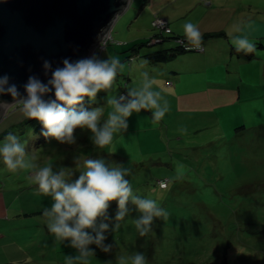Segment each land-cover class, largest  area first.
I'll return each instance as SVG.
<instances>
[{
	"label": "rangeland",
	"instance_id": "374dc122",
	"mask_svg": "<svg viewBox=\"0 0 264 264\" xmlns=\"http://www.w3.org/2000/svg\"><path fill=\"white\" fill-rule=\"evenodd\" d=\"M140 1L130 0L111 28L112 40L103 50L95 51L101 58H119L124 71L108 93L100 91L94 102L86 97L84 106L89 110L101 107L103 122L113 111L107 96L140 87L142 72L147 71L156 81L153 89L161 91L169 103L165 117L154 121L150 110L134 112L128 118V129L115 133L112 144L99 148L87 129H75L74 144L45 138L42 124L36 119L24 122L28 117L22 104L16 103L0 120V145L11 132L26 144V159L39 167H64L73 173V180L88 158H102L113 166L122 164L131 169L126 178L134 193L156 199L169 213L167 220L156 219L153 230L142 237L134 223L140 213L131 212L118 221L117 230L106 233L105 243L112 244L111 252L89 246L95 250L89 264H121V257L124 264H131L137 252L144 253L148 264H264V49L257 46L249 60L208 57L194 66L195 72L185 62L170 64L181 66L187 86L196 80L204 84L216 81L240 92L234 105L178 111L168 95L165 64L145 55L157 44H140L138 52L129 50L138 29L151 32L136 43L158 32L151 26L154 14L149 18L145 11L136 16ZM229 3L241 9L237 14L245 11L252 16L262 0ZM198 8L183 24L196 23ZM157 15L168 20L161 12ZM194 53L197 51L184 52ZM18 105L21 107L15 110ZM160 180L167 181L165 187L158 185ZM52 203V198L32 183L29 170L10 172L0 157V264H65L66 255H78L67 241L61 244L49 232L43 210ZM116 211L117 204L112 202L110 216L114 218Z\"/></svg>",
	"mask_w": 264,
	"mask_h": 264
},
{
	"label": "clouds",
	"instance_id": "9594fccd",
	"mask_svg": "<svg viewBox=\"0 0 264 264\" xmlns=\"http://www.w3.org/2000/svg\"><path fill=\"white\" fill-rule=\"evenodd\" d=\"M183 32L188 44L200 49L203 34L198 25L186 22ZM231 39L237 53L249 55L256 50V44L247 37L234 36ZM61 64L53 67L51 61L44 59L42 66L46 81L35 74L29 75L23 84L24 93L9 75H0V96L10 95L22 104L24 114L42 124L41 135L45 138L74 144L75 129H87L92 134V143L104 148L113 143L115 133L128 129V118L134 112L150 110L151 118L160 121L170 110L161 91L153 89L156 81L144 71L140 87L130 88L126 94L107 96V104L113 106V111L101 122L103 109L95 107L89 110L84 106L85 98L94 102L100 91L108 93L125 65L115 56L101 58L96 52L75 60L62 58ZM26 155V144L15 134L8 133L0 145V157L10 172L29 170L32 183L38 186L39 192L52 198L51 207L43 210L47 228L57 242L63 244L67 241L78 252L75 256L66 255L65 264H89V258L95 256L90 245L105 253L111 252L112 244L105 243L106 233L117 230L118 221L133 211L140 213L134 223L142 237L153 230L156 219L167 220L169 217L156 199L134 193L126 178L131 169L122 164L113 166L102 158H88L83 161V170L78 178L73 180V173L66 172L64 167L59 170H54L51 164L39 167L26 159ZM112 202L117 204L114 218L109 214ZM129 205L135 206L134 209ZM120 261L124 264L123 257ZM131 264L148 262L144 253L137 252L131 257Z\"/></svg>",
	"mask_w": 264,
	"mask_h": 264
},
{
	"label": "water",
	"instance_id": "95a60500",
	"mask_svg": "<svg viewBox=\"0 0 264 264\" xmlns=\"http://www.w3.org/2000/svg\"><path fill=\"white\" fill-rule=\"evenodd\" d=\"M129 2L0 0V75H9L21 93L29 75L46 81L44 59L56 67L65 57L90 56ZM16 103L10 95L0 96V120Z\"/></svg>",
	"mask_w": 264,
	"mask_h": 264
},
{
	"label": "crops",
	"instance_id": "0c3cea01",
	"mask_svg": "<svg viewBox=\"0 0 264 264\" xmlns=\"http://www.w3.org/2000/svg\"><path fill=\"white\" fill-rule=\"evenodd\" d=\"M172 1L174 0H141L136 16L141 12L147 11L149 18H151L153 14L161 12L168 17L172 33L184 35L183 21L188 19L195 8L199 7L198 9H200L196 16L195 24L198 25L204 37L202 42L203 50L194 54L181 52L162 61H156L165 64L166 82L170 83L167 84L169 85L168 95L173 99L175 109L178 111H208L236 104L240 95L238 88L224 86L216 81L204 84L205 81L200 83V80H196L190 86H187L181 75L184 74V71L181 72V66L173 67L169 65L176 64L175 61L185 62L191 64L192 72H195L194 66L207 60L208 57L215 56L217 60L226 56L238 58L232 51L234 47L231 37L234 36L247 37L255 44L260 42L264 45V0H262L261 5H258L260 8L254 9L255 15L252 16L245 11L237 14L241 9L230 5L229 0H207V3L204 4L200 0L195 2L191 0H175L174 6L171 8L170 3ZM134 5H136V2ZM252 9L250 6L248 11L251 12ZM137 32L139 34L138 37H133L131 40L133 42L130 43L134 44L138 42L137 40L147 38L151 31L143 33L142 30L138 29ZM117 34L119 33L117 32ZM116 38L124 40V37ZM174 47L175 43L173 41L164 40L157 44L156 48L151 52L163 51ZM238 59L245 60L241 57Z\"/></svg>",
	"mask_w": 264,
	"mask_h": 264
},
{
	"label": "trees",
	"instance_id": "16d2710c",
	"mask_svg": "<svg viewBox=\"0 0 264 264\" xmlns=\"http://www.w3.org/2000/svg\"><path fill=\"white\" fill-rule=\"evenodd\" d=\"M155 15H157V14H154V16ZM153 16V17H154ZM158 16V15H157ZM166 19V18H165ZM153 20V19H152ZM167 20V19H166ZM152 22V21H151ZM167 22H168V25H169V21L167 20ZM153 28V27H152ZM169 28H170V26H169ZM154 29V28H153ZM159 33H161V35H162V41L161 42H163L164 40H169V41H173V43H175V47L174 48H171V49H166V50H163V51H155V52H151V53H147V54H145L146 56H148L149 57V59H151L153 62H156V61H162V60H164V59H166V58H169V57H171V56H173V55H175V54H177V53H181V52H187V50H185L182 46H180L177 42H176V39L177 38H183V39H185V41H187L186 40V37L184 36V35H177V34H173L172 33V30H171V28H170V33H165V32H160L159 30H158V32L157 33H155L153 36H155V35H158ZM152 36V37H153ZM151 37V38H152ZM151 38L150 39H147V40H145V41H142V42H140V43H134V44H131L130 45V48H129V50L131 51V52H137V49H138V47H139V45L140 44H147V43H149L150 42V45H153V44H158V43H161V42H158V43H151ZM203 40H204V37H203ZM108 45V44H107ZM106 45V46H107ZM105 46V47H106ZM261 47V48H264V45L263 44H261L260 42H256V47ZM103 50V49H102ZM203 50V49H202ZM201 50V51H202ZM234 53H235V55L238 57V58H243V59H245V60H249V59H251V58H253L254 57V52L252 53V54H249V55H245L244 53H242V52H240V53H237L236 51H235V49L233 48V50H232ZM164 53V54H163ZM130 55H128L127 57H129ZM131 57V56H130ZM119 94H126L124 91H121ZM21 107V105L19 106H17L16 108H15V110L16 109H19ZM14 110V109H13ZM29 120V118H26V120L24 121V122H26V121H28ZM161 181V180H160ZM160 181H158V185H160L159 184V182ZM161 187V186H160Z\"/></svg>",
	"mask_w": 264,
	"mask_h": 264
},
{
	"label": "built area",
	"instance_id": "2783aa9c",
	"mask_svg": "<svg viewBox=\"0 0 264 264\" xmlns=\"http://www.w3.org/2000/svg\"><path fill=\"white\" fill-rule=\"evenodd\" d=\"M151 26L156 29L159 30L160 32H165V33H170V28L168 25V22L165 18H161L157 15L154 16L152 22H151ZM110 40H112V36H111V31L107 32L104 34V36L102 37V39L100 40V42L98 43L96 50H102L105 48V46L110 42ZM162 41V35L161 33H159L158 35H155L151 38V43H158ZM176 42L182 46L185 50L187 49V51H201L203 49V46L201 45L200 49H195L193 48L191 45L188 44L187 41H185V39L183 38H177ZM179 42H183V44L179 43ZM95 50V51H96ZM167 84H170L169 82ZM167 181L166 180H161L159 182L161 187H165Z\"/></svg>",
	"mask_w": 264,
	"mask_h": 264
}]
</instances>
